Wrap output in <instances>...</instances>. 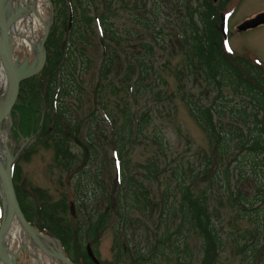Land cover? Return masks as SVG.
Listing matches in <instances>:
<instances>
[{
    "label": "trees",
    "instance_id": "trees-1",
    "mask_svg": "<svg viewBox=\"0 0 264 264\" xmlns=\"http://www.w3.org/2000/svg\"><path fill=\"white\" fill-rule=\"evenodd\" d=\"M51 1L57 13L45 43V65L38 75L21 84L15 108L19 123L14 125V129L17 128L14 137L29 139L25 148L16 151L18 156L12 166L14 189L25 219L30 224L35 221L34 226L39 231L56 238L73 264H95L86 253L83 238L102 264L95 243L98 230L106 226L108 220L118 250L112 264H122L121 258L129 254L123 253L129 252L126 245L123 246L129 240L128 229L142 218L155 226L152 238L159 241L150 256L164 255V250L160 248L166 246L168 255L173 254L179 259L177 264H189L194 259L195 264H217L221 254L230 246L242 264H264V67L227 52L223 42L217 38V15L206 3L193 7L187 4L188 0H180L174 8L175 22L162 26L160 17L164 3L172 5V0H152L150 6L147 0H101L103 11L100 10L96 20L97 34L100 33L105 52L100 76L103 78L106 75V79L115 65L126 61L125 87H129L130 93L135 96L144 88L159 101V85L155 87L147 81L154 71L150 59L156 50H164L169 42L166 37L170 39L171 36L164 34L165 28L170 26L172 31L181 35L178 48L182 62L174 76L178 81V90L182 91L181 100L208 138L210 152L204 154L203 161L198 162L195 169L191 163L182 162L168 174L161 192V220L154 223L149 213L158 205L150 199L149 191L135 176L136 173L127 171L130 162L125 148L131 141L138 142L143 138L148 140L157 156L166 158L168 143L163 135L156 132L142 134L149 121L147 113L136 117L130 114L127 106L122 109L123 120L113 141L118 180L113 181L110 196L107 197V204L113 212L110 218L102 214L90 223L86 231H82L64 219L69 207L67 200L47 203L44 195L38 194L36 199L39 202H27L26 191L18 185L20 174L17 162L28 156L34 143L41 144L43 148L50 147L55 163L64 171L74 166L76 157L71 151L72 141L77 142L81 127L79 122L72 124L71 112L64 101L73 92L77 93L74 96L76 101H81L80 74L90 67L86 39L96 36L93 18L87 10L91 5L89 1L77 0L78 5L74 4V0ZM130 3L135 13L133 29H124L123 33H119L112 29L115 27L112 17H116L117 10H125ZM75 10L79 12L77 15ZM68 21L72 22L71 28ZM63 33H69L67 42L62 39ZM133 37L142 51L141 54L136 52L135 57L128 56L124 50ZM134 75L136 78L131 82ZM158 77L160 79L159 74ZM160 82L165 84L162 79ZM188 89H195V101ZM211 94L216 95L215 101L210 98ZM171 98L170 95L167 99ZM203 100L209 101L203 104ZM95 111L97 114L93 116H99L98 110ZM105 116V120L112 125L114 119L107 113ZM223 117H227V124ZM88 136L93 135L89 133ZM108 142L111 144L112 139ZM80 144L83 145L81 156L85 154V157L90 151V156L95 155L98 150L92 138ZM142 168L151 177H157L159 173L156 162ZM132 171L137 169L132 167ZM80 180L75 184V192L79 195L83 194ZM103 188L99 181L95 182L94 190L103 192ZM96 191L93 200L98 195ZM103 195L106 196V193ZM79 200L80 206L84 207V199L81 197ZM79 207L75 205L76 212ZM223 210L231 211L228 222L226 220L230 228L228 231L224 229ZM192 237L198 241L196 256L192 255L188 244V239ZM162 261L174 264L170 257Z\"/></svg>",
    "mask_w": 264,
    "mask_h": 264
},
{
    "label": "rangeland",
    "instance_id": "rangeland-1",
    "mask_svg": "<svg viewBox=\"0 0 264 264\" xmlns=\"http://www.w3.org/2000/svg\"><path fill=\"white\" fill-rule=\"evenodd\" d=\"M87 1L91 4L90 6L88 5L87 10L90 17L93 18V28L96 31L95 37L86 39V43L88 44L86 56L90 61V67L80 74V87L83 91L82 94L80 93L81 101H76L77 99L74 96L77 93L75 92L64 101L71 112L70 120L72 124L79 122L81 127L77 142L72 141L73 146L71 151L76 157L74 166L69 171H64L55 163L53 150L50 147L43 148L41 144L34 143L29 150L28 156L26 155L27 157L21 158L17 162L20 174L18 185L26 191V200L31 204L37 201L36 196L38 197V194H43L45 199H47V203L56 204L59 201L67 200L68 203L71 204L74 202L79 207L81 204L79 199L82 197L84 199V207H79L76 216L74 217L70 214L69 208L64 216V219L68 220L74 228L80 227L82 231H86L90 227V223L94 222L102 214H106L110 218L113 212L107 204V197L110 196L112 183L117 180L118 173L113 141L123 120L121 117V113H123L122 109L124 106H127L130 114H134L136 117L147 113L149 121L142 134L145 133L147 135L149 132V134L156 132L163 135L166 143H168L169 150L166 153V158L157 156L153 148H151L150 143L147 142L148 140L145 141L143 138L138 142L137 140L131 141L125 148L128 152V161L130 162L127 171L134 175L136 173L135 176L142 181L145 189L149 191L150 199L158 205V208L153 207L152 212L149 213L154 223L157 224L158 220H161L159 218L161 192L164 190L165 179L168 174L173 169H177L178 165L182 162L191 163L195 169V165L203 161L204 154H209L210 152L208 149V138L199 128L198 124L194 122L187 105L181 100L182 91L178 90V81L176 82L174 76L175 71L180 68L182 62L181 52L178 48V39L181 38V35L177 31H172L170 26L165 28L163 31L164 34L171 36L170 39L166 37L169 42L163 48L164 50H156L152 59H150V64L154 71L150 73L147 81L148 84L154 85L155 87L159 85L157 90H160L161 100H157L151 92L148 90L145 91L144 88L135 96L130 93L129 87L126 88L124 85L127 80L126 68H128V63L126 61H123L121 65H115L106 79V75L103 78L100 76L99 71L102 61L105 58V52L101 43L100 33L98 32L97 34L98 29L95 25L99 12L100 10L103 11V7L101 8V0ZM179 1L172 0V5L171 3H164V10L160 17V24L162 26L169 22H175L176 16L174 8L180 4ZM147 2L148 6L152 4V0H147ZM189 3L193 7L201 3H206L213 10V13L217 15V38H220L221 43L223 42L225 49L230 55L244 57L264 67V26L248 30L247 32H238L237 30L247 19H254L258 14L264 12V0H188L187 4ZM74 4H77V0H74ZM131 4L125 10H117L116 17H112V22L115 23V27L112 28L113 30L123 33L124 29H133V17L135 13ZM75 12L76 15L79 13L77 10ZM56 13L57 9L55 7L53 8L52 24ZM71 23L68 21L69 28H71ZM75 30H78L76 25ZM62 39L67 42L69 33H63ZM130 40H132L131 43ZM136 45H138L136 39L134 37L130 38L129 44L124 46V50L127 51L128 56L134 55L135 57L136 52L142 53L141 48H138ZM157 73L165 84L160 82ZM135 78L136 76L134 75L131 82ZM99 90H101L100 102H98L97 98ZM188 93L193 95L195 101V89H188ZM215 94L210 95V98H213L214 101L216 100ZM224 94L227 95L228 92L225 91ZM170 95L172 98L168 100L167 98ZM208 101H205L203 104H206ZM96 109L98 110L99 116H93L97 114ZM105 113L107 115L109 114L111 119H114L112 125L105 120ZM16 121L17 117H12V126ZM223 121L227 124V117H223ZM8 125L3 126L1 129L8 134L6 141L7 147L9 153L14 157L15 151L20 148H25L29 141L25 142L20 136L14 137L15 131L13 132L11 130L12 127H8ZM90 126H92L91 130H89ZM89 133L93 136L89 137ZM87 138L93 139L98 150H96L95 155L90 156V151L84 157L85 154L81 156L83 145L80 142L84 143ZM110 139H112L111 144L108 142ZM152 162H156L158 165L159 173L157 177L148 176L146 174L147 171L142 168V166L146 167ZM132 167L135 170L137 169V171L133 172ZM78 179H81L80 188L83 190V194L80 195L75 192V184ZM97 181L100 182L102 188L104 187L103 192L94 190L95 182ZM95 191L98 195L95 196L96 200H93L92 197ZM104 192L106 196L103 195ZM230 215V210H223L222 219L225 221L224 229L226 231L230 230L227 225ZM136 218L140 217L136 215ZM1 219L2 210L0 208V222ZM142 219L132 224L128 229L129 240L123 246L125 247L126 245L129 252L124 251L123 253L129 254L121 258V263L141 264L146 261L147 264L151 262H154V264H165L162 259H169L170 257L174 261V264H177V260L179 259L173 254L168 255L169 251L166 246L160 248L164 250V255H157L156 257L150 256L152 249L159 244V241L156 242L152 238V233L155 232V226H152L149 222H144ZM108 223L102 229L98 230L95 243V248L102 264H112L115 256L118 255V250L113 242L115 236ZM34 224L35 221H32L31 225L34 226ZM83 244L88 254H90L89 249L91 247L90 245H86L87 242L84 238ZM188 244L192 255L195 254L196 256L198 241L192 237L188 239ZM36 250L38 256L42 257L44 261L42 264H47L49 260L37 248ZM135 252H139V254L137 255ZM143 254H145L144 257L142 256ZM51 261L53 264H57L56 261ZM95 262L99 264L96 259ZM16 264L34 263L28 252L21 249L16 258ZM189 264H195V259ZM217 264L242 263L239 257L233 254L230 246H228L221 254Z\"/></svg>",
    "mask_w": 264,
    "mask_h": 264
},
{
    "label": "bare ground",
    "instance_id": "bare-ground-1",
    "mask_svg": "<svg viewBox=\"0 0 264 264\" xmlns=\"http://www.w3.org/2000/svg\"><path fill=\"white\" fill-rule=\"evenodd\" d=\"M0 17L3 23L9 22L11 24L9 40L17 66L21 67L22 64H27L29 69H35L40 64L43 56L42 43L50 17L49 2L47 0H2ZM17 73L20 75L21 71L18 70ZM12 87L13 79L5 71L0 59V106L9 97ZM11 122L12 118L9 116L5 121V125L9 124V127ZM7 138L8 134L5 131H0L1 163L5 162L6 158L4 156L9 153L6 151ZM0 192L3 193L2 184H0ZM22 232L19 223L12 217L3 236L2 242L6 256L4 259L0 258V264H8L7 261L15 253L18 254L23 247L27 248L26 251L31 255L34 264H37V259L41 264L44 262L42 257L38 256L36 247L32 243L26 244ZM57 243L60 244L59 241ZM43 245L49 247L44 242ZM38 250L41 252L40 249ZM47 264H52V261L49 260Z\"/></svg>",
    "mask_w": 264,
    "mask_h": 264
},
{
    "label": "water",
    "instance_id": "water-1",
    "mask_svg": "<svg viewBox=\"0 0 264 264\" xmlns=\"http://www.w3.org/2000/svg\"><path fill=\"white\" fill-rule=\"evenodd\" d=\"M50 4V1L47 0ZM0 0V7H1ZM52 7L50 4V17L48 26L45 30V36L42 43V52L43 56L41 58L40 64L35 69H29L27 64H22L21 67L17 66V63L14 60L13 48L11 42L9 40V29L11 24L9 22H2L0 17V59L5 71L8 75L13 79V87L12 91L7 98V100L2 103L0 106V131L1 125L5 124L7 118L11 115L15 105L17 104L19 93H20V85L22 82L30 79L34 75L38 74L45 62V51L43 48L44 42L47 38L49 28L51 26L52 21ZM264 25V13L257 15L254 19L244 22L238 27V31L243 32L249 29L257 28L258 26ZM18 70L21 71L20 75H18ZM6 151L9 152L7 146ZM6 158L5 162L1 163L0 161V184H2L3 193L0 196V202L3 210V217L0 224V258H5V251L3 248V236L9 224L11 222L12 217H14L19 223L26 244L32 243L36 248L41 250V253L45 255L48 259H52L57 262V264H72L62 252L61 247L57 243V241L53 238L43 236L39 234L35 229H33L29 223L25 220L21 209L19 207L13 183L11 177V166L14 163L15 157H13L10 153L5 154ZM71 211H73V205L70 206ZM46 243V246L43 245V242ZM24 250H27L26 247H23ZM30 255V254H29ZM92 257V254H89ZM31 257V255H30ZM17 253L13 255V257L8 260V264H16ZM37 264H41L39 259L36 260ZM53 264V263H52Z\"/></svg>",
    "mask_w": 264,
    "mask_h": 264
}]
</instances>
